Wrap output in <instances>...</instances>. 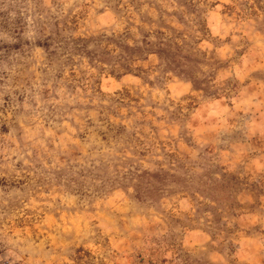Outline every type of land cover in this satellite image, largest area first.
Wrapping results in <instances>:
<instances>
[{"label":"rangeland","instance_id":"1","mask_svg":"<svg viewBox=\"0 0 264 264\" xmlns=\"http://www.w3.org/2000/svg\"><path fill=\"white\" fill-rule=\"evenodd\" d=\"M0 264H264V0H0Z\"/></svg>","mask_w":264,"mask_h":264}]
</instances>
